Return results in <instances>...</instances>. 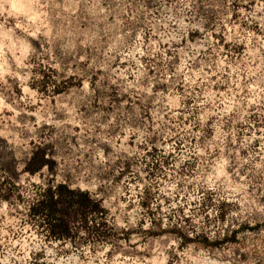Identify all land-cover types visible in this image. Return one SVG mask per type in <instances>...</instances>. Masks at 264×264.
Instances as JSON below:
<instances>
[{
	"label": "rangeland",
	"instance_id": "1",
	"mask_svg": "<svg viewBox=\"0 0 264 264\" xmlns=\"http://www.w3.org/2000/svg\"><path fill=\"white\" fill-rule=\"evenodd\" d=\"M58 184L104 211L72 243ZM0 186V264H264V0H0Z\"/></svg>",
	"mask_w": 264,
	"mask_h": 264
},
{
	"label": "trees",
	"instance_id": "2",
	"mask_svg": "<svg viewBox=\"0 0 264 264\" xmlns=\"http://www.w3.org/2000/svg\"><path fill=\"white\" fill-rule=\"evenodd\" d=\"M54 167L55 163L46 153V149L37 147L25 163L23 171L32 176L41 170L52 173ZM0 192H4L1 186ZM2 198L6 202L9 201L7 195ZM103 213L100 201L93 199L86 191L70 189L67 184L48 185L40 189L27 208L28 223L44 232L48 240L61 243L74 241L73 223L78 218L84 225L80 230L86 231L89 230L87 223L90 215ZM180 238L188 242L185 237ZM207 244L204 243L205 246H208Z\"/></svg>",
	"mask_w": 264,
	"mask_h": 264
}]
</instances>
